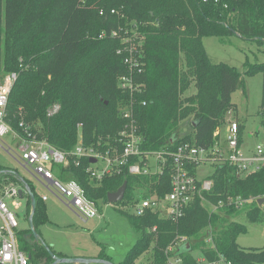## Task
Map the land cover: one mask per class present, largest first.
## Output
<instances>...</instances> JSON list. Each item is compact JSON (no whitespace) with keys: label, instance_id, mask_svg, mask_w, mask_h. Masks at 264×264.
<instances>
[{"label":"trees","instance_id":"16d2710c","mask_svg":"<svg viewBox=\"0 0 264 264\" xmlns=\"http://www.w3.org/2000/svg\"><path fill=\"white\" fill-rule=\"evenodd\" d=\"M111 9L117 12L110 13ZM132 23L140 34L143 64L135 77L139 90L130 94L117 85V78L128 69L123 55L116 53L120 38L110 32L129 31ZM231 34L264 43V0H0V82L7 73L17 75L5 119L18 136H34L66 152L67 165H53L54 173L62 180H76L97 205L107 203V194L123 182L126 188L118 203H130L137 194L163 195L170 190L168 168L151 176L123 169L97 180L85 170L90 159L80 157L75 165L76 156L71 153L78 143L102 154L110 149L125 124L119 110L128 103H132L144 152L173 150L183 142L210 147L213 132L224 126L227 112L235 107L231 94L244 87V75L257 72L262 74L259 108L264 116V62L247 64L240 71L228 63H213L207 55L203 37ZM192 85L195 92L187 95ZM53 104L58 110L48 115ZM189 117L191 130L181 135L180 123ZM238 122L241 135L244 125ZM0 178L21 185L11 174H0ZM211 179L213 185L205 197L214 204L224 202L215 212L199 199L176 220L122 211L140 230V237L117 264H142L139 260L148 252L150 264H167V257L183 242L191 250L179 256L188 264L193 263L194 250L210 259L222 254L232 264H262L264 246L241 248L237 237L247 227L232 217L245 212L249 221L259 218L264 170L237 176L234 168L217 166ZM25 181L35 197L32 222L38 232V226L47 221L45 203ZM229 196L259 198L236 207L225 203ZM22 197L30 213V197L26 192ZM154 226L155 232L147 231ZM18 233L24 238L19 247L30 264L53 261L30 229ZM96 257L110 260L102 252Z\"/></svg>","mask_w":264,"mask_h":264},{"label":"built area","instance_id":"2783aa9c","mask_svg":"<svg viewBox=\"0 0 264 264\" xmlns=\"http://www.w3.org/2000/svg\"><path fill=\"white\" fill-rule=\"evenodd\" d=\"M218 1L213 0L215 3ZM224 6L226 7V4ZM116 12L114 9L110 10V13ZM135 27L136 24L132 23L129 31L119 28L110 32L112 37L120 38V47L116 53L123 55V62L128 69L126 74L117 78V85L130 94L139 90L135 77L142 71L143 64L138 45L140 34ZM103 35L104 33L101 32L100 37ZM16 77L15 72H10L0 82V137L11 132L19 139V163L34 179L50 188L82 220L100 217L98 205L86 196L84 189L76 180H62L54 173L53 165L63 167L67 165V153L53 147L43 139H37L34 136L22 138L13 132L7 123L6 104ZM131 104L128 103L119 110L125 124L118 132L116 142L110 149L102 154L92 147L78 143L71 154L76 156L75 165L79 164L80 157L95 158V162H91L85 170L92 179L97 180L123 169L132 175L151 176L161 175L164 169L168 168L170 190L160 196L155 192L147 195L137 194L133 201L126 203L132 208L134 216L156 213L160 217L176 220L195 199H199L202 205L209 206L210 211L215 212L224 202L218 200L217 204H214L205 197L204 193L212 188L211 175L217 166H230L235 169L237 176L264 170V142L256 144L254 151L246 152L239 132V122L231 118L226 119L224 126L218 127L213 132L214 142L210 147L183 142L173 150L144 152L141 149L142 138L133 118ZM142 104L144 105L145 102L142 101ZM58 107L57 104L49 107L48 115L55 113ZM99 162L101 164L96 165ZM200 165L212 166L211 175L199 178L197 168ZM18 190L19 188L14 184L6 183L3 178H0V264H30L28 255L17 246L16 242V234L20 230L17 220L18 210L21 209L23 202V197L18 194ZM39 196L42 201H46V194ZM257 198L259 197L229 196L225 203L242 207ZM155 230V226L147 229L149 232H155ZM191 255L192 264H232L222 254H218L213 259L199 252ZM166 263L188 264L181 256L175 255V252L173 256L167 257Z\"/></svg>","mask_w":264,"mask_h":264},{"label":"rangeland","instance_id":"374dc122","mask_svg":"<svg viewBox=\"0 0 264 264\" xmlns=\"http://www.w3.org/2000/svg\"><path fill=\"white\" fill-rule=\"evenodd\" d=\"M202 42L213 63H228L243 71L247 64L264 62V43L254 39H245L237 34H231L222 38L206 36L202 38ZM243 81L244 87L231 94V101L235 107L227 112L225 120L231 118L243 123L242 143L244 150L249 153L254 151L256 144L264 141V116L260 113L259 108L262 74L257 72L250 76L244 75ZM194 92L195 87L192 85L186 94ZM190 120L191 117L180 123L179 132L181 135L191 130ZM18 156L19 139L14 137L11 132L0 137V165L29 180L35 193L38 195L43 193L48 197V201L45 202L47 221L38 226V238L52 251L65 256L95 257L102 252L114 264L121 261L125 253L140 237V230L133 227L128 218L121 213L127 211L132 215V208L128 204L118 202L99 203L97 207L101 216L82 220L50 188L34 179L28 170L19 163ZM100 164L101 162L96 165ZM212 172L213 167L210 165H200L197 168L199 178L210 176ZM10 183L19 188L16 183ZM205 206L210 210L209 206ZM22 207L18 210L17 220L18 228L24 231L29 229L28 217L30 214L29 206L25 200L22 202ZM232 219L247 227L246 233L237 237V243L241 248L250 249L264 246V201L261 203L259 218L255 221L247 220L245 212H241ZM23 240V235L17 233L18 247L22 245ZM149 253L143 255L139 262L150 264ZM196 253H198L197 250L192 252V254Z\"/></svg>","mask_w":264,"mask_h":264},{"label":"water","instance_id":"95a60500","mask_svg":"<svg viewBox=\"0 0 264 264\" xmlns=\"http://www.w3.org/2000/svg\"><path fill=\"white\" fill-rule=\"evenodd\" d=\"M91 162H95V158H91L90 159ZM0 174H11L13 175L18 182L21 184V187L18 190V194L22 196L23 192H26L31 200V211L28 217V222H29V229L31 231V234L33 235L34 239L36 241H40L45 248L47 249L48 253L50 254L51 258H52V262L50 264H59V263H69V264H114L112 263L110 260L107 259H103V258H97V257H60L58 255H56L55 253H53L48 246L41 241L38 238V234L33 226V222H32V215L34 212V208H35V197L33 192L30 190V187L28 186V184L26 183L25 179L21 176H19L18 174H16L15 172L11 171V170H2L0 172ZM125 188H126V182H123V184L118 188L117 191L115 192H111L107 194V202L108 203H117L119 201H121L123 199L124 196V192H125ZM263 198H260L258 200V203L261 204L263 202ZM190 245L188 242H183L182 244H180L177 247V251L175 252V255H179L182 251H188L190 252Z\"/></svg>","mask_w":264,"mask_h":264},{"label":"crops","instance_id":"0c3cea01","mask_svg":"<svg viewBox=\"0 0 264 264\" xmlns=\"http://www.w3.org/2000/svg\"><path fill=\"white\" fill-rule=\"evenodd\" d=\"M264 142V141H263ZM27 180V179H26ZM29 181V180H28ZM18 186H19V188L21 187V185H19V184H17ZM41 194H43V193H41ZM25 200V198H23V201ZM46 201H48V197H47V199H46ZM46 201H43L44 203L46 202ZM264 201V200H263ZM23 208V207H22ZM97 256V255H96ZM95 256V257H96ZM66 257H71V256H68V255H66Z\"/></svg>","mask_w":264,"mask_h":264}]
</instances>
